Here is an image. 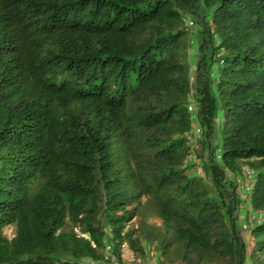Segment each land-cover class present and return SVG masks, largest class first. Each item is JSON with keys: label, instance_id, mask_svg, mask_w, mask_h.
I'll use <instances>...</instances> for the list:
<instances>
[{"label": "trees", "instance_id": "1", "mask_svg": "<svg viewBox=\"0 0 264 264\" xmlns=\"http://www.w3.org/2000/svg\"><path fill=\"white\" fill-rule=\"evenodd\" d=\"M106 240L264 264V0H0V264H87Z\"/></svg>", "mask_w": 264, "mask_h": 264}, {"label": "rangeland", "instance_id": "2", "mask_svg": "<svg viewBox=\"0 0 264 264\" xmlns=\"http://www.w3.org/2000/svg\"><path fill=\"white\" fill-rule=\"evenodd\" d=\"M192 21V22H190ZM187 23L192 28V37L190 38V47H189V57L191 62L194 64L197 61V57L200 54V50L198 49V29L199 26L194 22L193 18L189 15L187 17ZM194 96H191L189 104L190 111L192 113V118L196 119V108L193 103ZM199 128L197 122H194L193 127L191 129V133L189 138H192L191 143L192 148L195 150L194 155L190 157V160L198 162V166H201L203 157H206L209 153V148H201V145H196V139L199 137ZM201 130V128H200ZM201 133V131H200ZM214 143V142H213ZM201 153L202 157H197V154ZM231 177V174H229ZM248 177V178H247ZM246 174L245 176L239 177V186L238 192L242 198H246L251 186H252V178ZM260 215L253 213L249 210L248 202L243 203L242 209L239 211V225L241 226V234L244 240L249 244L250 243V227L254 220L258 218ZM135 226V222L132 223ZM7 232H11L7 230ZM105 249L103 251L104 258L101 260H91L85 258L84 261L87 264H181L178 262H171L167 257H164L160 254V252L153 245H149L145 241H142L141 246L143 249V253L139 254L134 252L132 249L128 247L126 243H123L122 246L117 249V251H113L112 244L106 240ZM225 264V263H222ZM247 264H250L247 261Z\"/></svg>", "mask_w": 264, "mask_h": 264}, {"label": "bare ground", "instance_id": "3", "mask_svg": "<svg viewBox=\"0 0 264 264\" xmlns=\"http://www.w3.org/2000/svg\"><path fill=\"white\" fill-rule=\"evenodd\" d=\"M199 172V171H198ZM200 173V172H199ZM250 177L252 176V172L251 171H248V172H246ZM250 177H249V179H250ZM248 178V177H247Z\"/></svg>", "mask_w": 264, "mask_h": 264}, {"label": "built area", "instance_id": "4", "mask_svg": "<svg viewBox=\"0 0 264 264\" xmlns=\"http://www.w3.org/2000/svg\"><path fill=\"white\" fill-rule=\"evenodd\" d=\"M200 131H201V130H200V128H199V136H200Z\"/></svg>", "mask_w": 264, "mask_h": 264}]
</instances>
